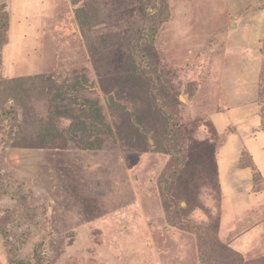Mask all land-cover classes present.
Returning <instances> with one entry per match:
<instances>
[{"label":"rangeland","instance_id":"374dc122","mask_svg":"<svg viewBox=\"0 0 264 264\" xmlns=\"http://www.w3.org/2000/svg\"><path fill=\"white\" fill-rule=\"evenodd\" d=\"M0 264H264V0H0Z\"/></svg>","mask_w":264,"mask_h":264},{"label":"trees","instance_id":"16d2710c","mask_svg":"<svg viewBox=\"0 0 264 264\" xmlns=\"http://www.w3.org/2000/svg\"><path fill=\"white\" fill-rule=\"evenodd\" d=\"M61 109L63 110L62 113L64 115H66V117H70L69 120L72 121V123H74V121H78L77 124H75L74 127H77L78 130L82 131L83 136H78L76 137V135H73V138H69L70 143H68V141H66L65 137H58L52 134H48L46 136H38L35 137L33 135L28 134L24 129L25 127H33L34 129H37V125L34 121V123L29 124L28 121L26 122H21L19 125H15L14 128L18 129V131H14L13 126H10V130L9 132H7V135H5L6 140L4 141V145H11L13 147H18V148H22V149H53V148H60L62 150H66V153L68 152H74V153H79V154H84L85 151H91V150H100V149H96L98 143L100 142H93L90 143L88 140V136H87V122L91 119V117L89 118L90 114L88 112L87 106L84 105V107H82L81 109L76 108V104H69L67 106H62ZM95 112L97 113V115L101 116V112H100V108L96 109ZM5 115V114H4ZM93 115V113H91V116ZM65 117V116H64ZM65 117V118H66ZM102 118V116H101ZM131 126H136L137 128L141 131L143 130L141 126H138V124H134L133 123V119H131ZM73 127V125H72ZM171 141V140H169ZM77 146L76 149L78 150H74L72 149V145ZM172 145H170V147L167 149V153L173 156L177 157V154L179 155L178 161H180V164L184 161L183 159V155L181 156V152L178 151L176 149V145L175 143H171ZM174 144V145H173ZM83 152V153H82ZM172 153V154H171ZM181 157V159H180ZM244 168V166H242ZM179 172L175 171L173 173V175L170 177L171 181H169L168 183H166V192L168 191L169 194H171V192L173 191L174 186L176 185L175 181L177 182L178 180V175ZM214 176L216 178L217 181L220 180V176L218 174L217 168L216 171L214 173ZM167 192V193H168ZM217 228L219 229V224L217 226Z\"/></svg>","mask_w":264,"mask_h":264},{"label":"crops","instance_id":"0c3cea01","mask_svg":"<svg viewBox=\"0 0 264 264\" xmlns=\"http://www.w3.org/2000/svg\"><path fill=\"white\" fill-rule=\"evenodd\" d=\"M240 152H242V151H240ZM240 152H239V153H240ZM239 159H240V156L238 155V157H237V162H238ZM219 162H220V160H219ZM228 167H229V165H228ZM228 167L226 168V166H225L226 169H225V176H224V177H226L227 173H229V172H228V169H229ZM243 170H244V169H243ZM221 172H222V169H221Z\"/></svg>","mask_w":264,"mask_h":264}]
</instances>
